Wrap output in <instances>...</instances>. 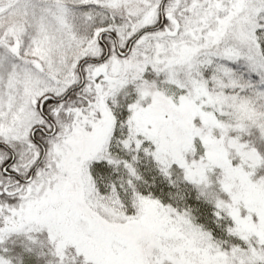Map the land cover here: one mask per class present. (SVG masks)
<instances>
[{
    "label": "snow or ice",
    "instance_id": "6c2138e0",
    "mask_svg": "<svg viewBox=\"0 0 264 264\" xmlns=\"http://www.w3.org/2000/svg\"><path fill=\"white\" fill-rule=\"evenodd\" d=\"M0 264H264V0H0Z\"/></svg>",
    "mask_w": 264,
    "mask_h": 264
}]
</instances>
